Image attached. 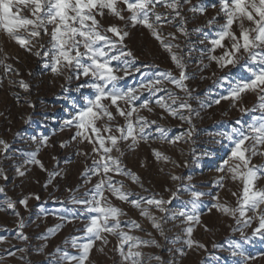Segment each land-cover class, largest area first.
Instances as JSON below:
<instances>
[{
    "label": "snow or ice",
    "instance_id": "snow-or-ice-1",
    "mask_svg": "<svg viewBox=\"0 0 264 264\" xmlns=\"http://www.w3.org/2000/svg\"><path fill=\"white\" fill-rule=\"evenodd\" d=\"M158 7L166 11H158ZM208 8L215 9L216 15L209 18L204 26L191 30L202 37L199 40V44L203 45L200 48V71L207 69L213 62L219 70L227 71H223L220 76L213 73V85L224 91L214 97L209 92L207 107L220 105L222 101H229L235 107L245 94L253 93L257 97V104L252 109L241 106L240 111L261 112V116L246 128L240 127L242 122L237 120V127H233L229 133L221 134L226 136L230 147L226 153L227 158H222L216 169L221 173L216 184L223 188L226 179L239 180L242 188L231 193L236 197L235 207L220 203L217 196L213 198L216 202L208 209L209 212L216 209L235 219L232 231L240 232V239L229 247L233 249V256L241 257L238 264H250L257 258L245 255L242 250L243 242L250 240L245 229L251 228L253 237H264V186L259 184V181L264 180V164L251 162L254 157L264 156V151L259 148L264 146V0H199L195 4L192 0H0V30L20 48L41 58L45 68L52 74L63 76L69 84L76 82L75 91L80 94V104H74L73 113L63 121L62 129L74 128L72 140L87 142L92 146L90 153L78 151L76 154L86 159L92 158L91 166L86 167L82 173L85 182L91 183L92 177L98 178L92 187L85 190L82 198L72 197V204L77 206V211L68 209L60 218L62 222L70 223L80 216L87 217L88 222L82 229V236L71 237V246L79 250L78 254H71L57 246L55 253L49 254V257L55 258H50L48 264H85L89 261L95 242L107 245L108 235L115 236L118 240L114 250L119 253L122 264L161 261L159 256L145 257L141 247L158 248L159 242L135 219L122 221L120 217L127 216L128 213L115 206L111 201L112 197L127 203L141 217L147 218L152 229L159 232L165 240L168 237L163 225L169 220H179L185 226L183 231L187 236V246L192 247L197 243L191 239V235L193 225L201 221V197L206 193L191 184L178 185L175 190L166 189L170 193L167 199L158 193H151L150 189L144 187L139 175L123 165L121 157L124 151L121 144L133 150L141 141L147 143L150 139L174 144L186 137L191 138L195 130L192 118L199 115L189 103L193 98V90L186 81L193 77L187 71V61L181 54V45L174 43L177 40L176 33L169 32L164 36L162 29L171 25L187 38L190 33L187 28L188 18L184 13L205 15ZM109 17L121 21L123 26L105 24L103 21ZM129 26L146 28L169 53L176 71L169 69L152 76L142 72L141 67L137 66L138 58L125 43V38L129 36ZM45 36L48 38L46 41L43 40ZM194 50L195 46L189 48V58ZM218 51L219 54H216ZM205 55L209 64L202 63ZM8 58L5 55L4 59ZM0 64L4 65L6 72L15 71L19 74L17 69L5 64L4 60H0ZM137 73L141 78L135 84L128 83L129 78L135 80ZM167 83L183 92L184 97L165 87ZM19 84L22 88L28 87L22 80ZM158 93L162 94L157 95ZM204 103H201V107H204ZM153 104L163 110L161 119L167 113L187 122L190 129L179 136L170 137L167 127L140 115L141 110L151 113ZM118 117L123 120V124ZM32 139L36 141L37 137L33 136ZM39 143L46 146L48 137H41ZM0 145H3L0 151L6 156L10 146L2 140ZM65 146L62 142L61 147ZM113 150L119 155L113 157ZM37 152L30 153L25 163L38 165L45 170L43 163L37 159ZM151 154L157 160L171 159L158 149H152ZM16 171L20 176L25 174L20 168ZM112 173L129 177L143 192L151 194L141 195L125 190L123 182L115 180ZM0 175L3 179H8L7 175H3L2 169ZM49 175L51 177L58 173ZM171 179L175 181L181 178L172 175ZM50 183L51 179L45 187ZM181 191L189 192L190 198L179 210L172 211L171 205L180 199ZM4 192L5 188L0 186V194ZM4 203L7 210L15 212L17 201L6 198ZM18 203L27 207V198ZM0 207L3 205L0 204ZM153 208L161 213L159 217L150 211ZM248 212L252 215H248ZM15 214L19 215L18 212ZM61 226L57 225L56 228ZM19 227H24L23 220ZM132 229L145 231L148 238L131 235ZM205 229L207 230V226ZM47 231L54 234L55 230ZM18 238L24 241L28 239L23 232L18 233ZM45 246L41 245L37 251H42ZM198 246L205 247L202 244ZM213 247L217 245L214 244ZM99 250L102 252L103 247ZM16 251L24 252L25 249H7L5 254L13 257ZM2 258L0 256V260ZM19 258L24 259L23 256ZM261 258H264V253H261Z\"/></svg>",
    "mask_w": 264,
    "mask_h": 264
},
{
    "label": "rangeland",
    "instance_id": "rangeland-1",
    "mask_svg": "<svg viewBox=\"0 0 264 264\" xmlns=\"http://www.w3.org/2000/svg\"><path fill=\"white\" fill-rule=\"evenodd\" d=\"M192 2L195 4L199 0H192ZM157 10L166 11L161 7ZM184 14L188 18L187 28L190 33L187 38L171 25L163 27L162 35L167 36L169 32L176 33L177 40L174 43L181 45V54L186 57L187 61V71L193 77L186 83L193 90V98L189 100V103L199 113L198 116L194 115L192 118L195 130L191 138L186 137L174 144L150 139L147 143L141 141L133 150L121 144V149L124 151L121 159L127 169L139 175L145 188L150 189L151 193H158L165 199L170 195L166 189L175 190L181 184L194 185L197 190L206 193L201 197V221L193 225L191 235V239L197 243L192 247L187 246L185 243L187 236L183 231L185 226L179 220H169L163 225L168 237L165 240L159 232L152 229L151 222L141 217L137 210L114 197L111 201L128 213L127 216L120 217L122 221L129 218L135 219L159 242L160 247L158 248L141 247L140 250L146 258L148 256L162 258L159 262L146 260V264H238L241 257L233 256V249L229 247L231 243L240 239V232L232 231L235 219L216 209L211 212L208 209L216 202L213 198L217 196L220 203L235 207L236 197H233L231 193L242 188L239 180L226 179L223 188L216 184L221 175L216 169L222 158H227L226 153L230 147L226 136L221 134L229 133L233 127H237V120L242 122L240 127L246 128L261 116V112L259 110L240 111L241 106L252 109L257 104V97L253 93L245 94L242 101L235 107L229 101H222L220 105L213 104L207 107L206 102L210 99L209 92L214 97L224 91L213 85L215 79L213 73L220 76L227 69L221 71L213 62L207 69L200 71V48L203 45L199 44V40L202 37L191 30L204 26L209 18L216 15V10L208 8L205 15L198 13L193 15L190 12ZM103 22L123 26L121 21L110 17L105 18ZM128 31L129 36L125 38V43L138 58L137 66L141 67L142 72L152 76L154 73L169 69L176 71L169 53L146 28L129 26ZM47 39L46 36L43 38L45 41ZM193 46L195 50L191 52L189 58L188 50ZM0 50H2L0 60L12 65L19 72L18 75L15 71L6 72L4 65L0 64V140L7 142L10 146L6 156L0 151V169L3 175L8 177L5 180L0 175V186L5 188V192L0 194V204L3 205L0 207V237H3L0 239V256L3 257L0 264H48L50 258H55V256L49 257V254L55 253L57 246L71 254H78L79 250L71 246V237L82 236V229L88 222L87 217L80 216L70 223L62 222L60 218L68 209L77 211V206L72 204V197L82 198L85 190L92 187L98 179L92 177L91 183L85 182L82 173L86 167L91 166L92 158L86 159L76 154L78 151L90 153L92 146L87 142L72 140L75 134L74 128L62 129L63 121L73 113L74 104H80V94L75 91L76 82L69 84L63 76L52 74L49 69L45 68L41 58L20 48L8 38L3 30H0ZM216 54H219V51ZM5 55L9 57L6 60ZM202 63L209 64L206 55ZM202 76L206 78L201 79ZM140 78V74L137 73L135 80L129 78L128 83L135 84ZM21 80L28 85L27 89L20 87L19 81ZM165 87L176 92L178 96L184 97V93L176 89L174 85L167 83ZM202 102H205L204 107H201ZM152 107L151 113L141 110L140 115L146 116L149 120H156L158 124L167 127L170 130V137L179 136L190 129L187 122L167 113H164V118L161 119L163 110L155 104ZM184 114H188L186 110ZM117 119L123 124L121 118ZM33 136L37 137L36 141H33ZM44 136L48 137L46 146L39 143L41 137ZM62 142L66 144L65 147H61ZM2 148L3 145H0V150ZM259 148L264 151V146H259ZM37 149H39L38 152ZM152 149H158L171 159L169 161L157 160L151 154ZM32 152H37V159L43 163L45 170L38 165L25 163ZM111 155L116 157L119 153L113 150ZM251 162L257 165L264 164V156L254 157ZM17 168L25 174L20 176L16 171ZM50 173H58V175L50 177ZM112 175L115 180L123 182L125 190L141 195L151 194L143 192L140 186L132 182L129 177L116 173ZM172 175L179 176L181 179L174 181L171 179ZM49 179L51 183L45 187ZM259 184L264 186V180L259 181ZM69 189L75 191L69 192ZM6 198L17 201L15 212L19 213L18 216L15 212L7 210L6 203H4ZM24 198H27V207L18 203ZM189 198V192L181 191L180 199L175 200L171 205L172 211L179 210ZM150 211L154 212L157 217L161 215L154 208ZM247 214L252 215L251 212ZM21 220L24 222L22 229L19 227ZM57 225L62 226L57 229ZM48 229H54V234H49ZM125 230L128 229L125 228ZM20 232L28 237L27 241L18 238ZM245 233L250 240L243 242L242 250L245 255L257 258L250 264H264V258H261V253H264V237L251 236V228L245 229ZM130 234L148 238L145 231L138 229H132ZM177 237L179 239H176ZM117 244V238L112 235H108L107 245H101L99 241H96L90 252L89 261L85 264H122L119 253L114 250ZM199 244L205 247L201 248ZM214 244L217 247H213ZM41 245L46 246L42 251H37ZM101 247H103L102 252L99 250ZM17 248H24L25 251H16L13 257L5 254V250L15 251ZM180 249L183 250L179 251ZM21 256L24 257L23 260L19 258Z\"/></svg>",
    "mask_w": 264,
    "mask_h": 264
}]
</instances>
